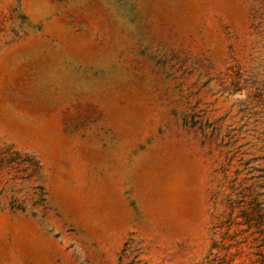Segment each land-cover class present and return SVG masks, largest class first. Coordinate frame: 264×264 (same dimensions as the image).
<instances>
[{
  "label": "rangeland",
  "instance_id": "1",
  "mask_svg": "<svg viewBox=\"0 0 264 264\" xmlns=\"http://www.w3.org/2000/svg\"><path fill=\"white\" fill-rule=\"evenodd\" d=\"M0 264H264V0H0Z\"/></svg>",
  "mask_w": 264,
  "mask_h": 264
}]
</instances>
